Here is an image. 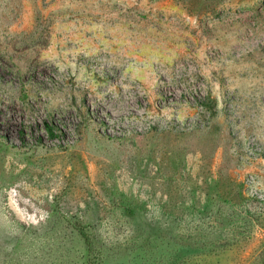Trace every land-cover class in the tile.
Listing matches in <instances>:
<instances>
[{
    "label": "rangeland",
    "instance_id": "1",
    "mask_svg": "<svg viewBox=\"0 0 264 264\" xmlns=\"http://www.w3.org/2000/svg\"><path fill=\"white\" fill-rule=\"evenodd\" d=\"M0 35V264H264V0H0Z\"/></svg>",
    "mask_w": 264,
    "mask_h": 264
},
{
    "label": "bare ground",
    "instance_id": "2",
    "mask_svg": "<svg viewBox=\"0 0 264 264\" xmlns=\"http://www.w3.org/2000/svg\"><path fill=\"white\" fill-rule=\"evenodd\" d=\"M87 17V16H86ZM48 18V17H47ZM91 21V20H90ZM35 33V32H34ZM3 34V33H2ZM38 34V33H37ZM47 34V33H46ZM20 37L21 39H23V38H27V37H30V35H29V33H27V34H17V33H14V32H10L8 35H4V37L2 38V39H7V40H13L14 38H16V37ZM0 37H1V35H0ZM48 38V37H47ZM49 39V38H48ZM18 40V39H17ZM5 41V40H4ZM26 41V40H25ZM22 42V41H21ZM30 42H31V40H30ZM47 42H50V41H47ZM2 43H4V42H2ZM7 43V42H6ZM10 43V42H9ZM13 43V42H12ZM16 43V42H15ZM19 43V42H18ZM17 43V44H18ZM24 43V42H23ZM23 43H21V44H23ZM77 43V42H76ZM79 43V42H78ZM72 44V43H71ZM114 44H115V42H114ZM5 45V44H4ZM10 45H11V43H10ZM73 46V45H72ZM117 46V45H116ZM1 47V46H0ZM10 47V46H9ZM13 47V46H12ZM26 47V46H25ZM41 48V47H40ZM7 49V48H6ZM15 49V48H14ZM20 49V48H19ZM113 48H111V50H112ZM7 51H8V49H7ZM19 51V50H18ZM33 51V50H32ZM107 51H109V50H107ZM115 51V50H114ZM26 52H27V50H26ZM34 52H36V51H34ZM37 53V52H36ZM63 53H65V52H63ZM23 54V53H22ZM26 54V53H25ZM74 54V53H73ZM103 54V53H102ZM39 55V54H38ZM62 57L60 58V60H65L66 58H67V55H61ZM111 56H113V55H111ZM115 56V55H114ZM119 56V55H118ZM23 57V56H22ZM39 57V56H38ZM48 57V56H47ZM24 58V57H23ZM109 58H110V56H109ZM112 58V57H111ZM122 58H123V56H122ZM25 59H26V57H25ZM36 59V58H35ZM116 59H117V57H116ZM55 60V58H52L51 59V61L53 62ZM112 60V59H111ZM118 60V59H117ZM122 60V59H121ZM37 61V60H36ZM44 61V60H43ZM123 61V60H122ZM47 62V61H46ZM46 62H37V63H34V61H33V63H30L29 65H30V76L31 77H33V79L35 80V81H39L40 83H43V77L41 76L42 74L43 75H46L47 77H50L51 76V74H52V71H53V66H52V63H50V62H48V63H46ZM113 62V61H112ZM116 62V61H115ZM118 62H119V60H118ZM61 63V62H60ZM117 64V63H116ZM120 64V63H119ZM117 66H119V65H117ZM120 67H121V64H120ZM28 68V67H27ZM25 69V68H24ZM28 71V70H27ZM3 72V71H2ZM25 72V71H24ZM28 74V73H27ZM110 77V76H109ZM112 78H113V76H112ZM32 80V79H31ZM33 80V81H34ZM45 80V79H44ZM54 81H57V80H54ZM111 81H113V80H111ZM32 82V81H31ZM48 82V81H47ZM45 83V82H44ZM110 83V82H109ZM36 84V83H35ZM48 85V84H47ZM117 86V85H116ZM43 88H45V87H43ZM118 88H119V86H118ZM93 96V95H92ZM89 98V97H88ZM99 104V103H98ZM95 106H97V105H95ZM100 107V106H99ZM6 128V127H5ZM6 131V130H5Z\"/></svg>",
    "mask_w": 264,
    "mask_h": 264
}]
</instances>
